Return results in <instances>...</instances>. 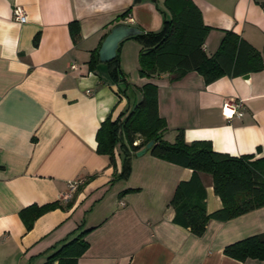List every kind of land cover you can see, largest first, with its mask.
<instances>
[{
	"label": "crops",
	"instance_id": "0c3cea01",
	"mask_svg": "<svg viewBox=\"0 0 264 264\" xmlns=\"http://www.w3.org/2000/svg\"><path fill=\"white\" fill-rule=\"evenodd\" d=\"M164 1L0 0V264H44L63 240L83 231L88 245L76 264H264L223 253L227 244L264 232V206L225 221L211 219L197 236L172 221L168 205L191 169L148 149L124 156L116 146L113 161L96 152L100 123L130 110L141 98L139 88L152 82L166 141L181 130L186 142L206 140L216 152L264 156V67L209 83L196 71L177 79L169 72L141 77L142 44L130 36L118 45L127 85L110 79L106 62L88 68L114 25L160 31L170 16ZM190 1L209 28L207 55L231 30L259 51L264 65V0ZM16 6L23 23L12 18ZM234 98L242 100L243 113L228 120L223 105ZM199 177L206 212L212 213L222 202L211 175ZM78 179L82 183L64 200L68 181ZM54 202L26 228L20 211Z\"/></svg>",
	"mask_w": 264,
	"mask_h": 264
},
{
	"label": "trees",
	"instance_id": "16d2710c",
	"mask_svg": "<svg viewBox=\"0 0 264 264\" xmlns=\"http://www.w3.org/2000/svg\"><path fill=\"white\" fill-rule=\"evenodd\" d=\"M170 16L164 18L158 32L133 35L142 44L138 55L141 77H152L169 72L177 79L189 71H196L206 83L221 75L240 76L263 69L262 57L255 48L231 30H225L217 50L212 55L204 52L203 44L209 28L203 24L199 9L190 0H165ZM264 7V2L262 3ZM73 37L78 33L75 23L70 24ZM97 51L91 53L88 68L97 64ZM110 79L125 82L120 68L118 48L116 56L106 62ZM139 91L140 100L127 112L111 120L108 116L96 131V152L109 156L113 161L114 150L119 146L124 156L152 144L148 151L153 156L191 169L188 180L177 183L168 205L174 215L172 221L187 228L194 235H201L209 220L225 221L250 210L264 206V156H231L216 152L209 141L186 142L182 131L177 130L173 142L162 137L165 120L158 114V88L152 82L144 83ZM140 139L137 145L133 141ZM212 177V187L219 196L222 207L206 212V190L199 173ZM57 206V203L28 206L20 211L27 229L34 219ZM85 231L61 245L48 256L44 264H76L77 258L87 248ZM223 253L233 259L264 260V232L227 244Z\"/></svg>",
	"mask_w": 264,
	"mask_h": 264
},
{
	"label": "water",
	"instance_id": "95a60500",
	"mask_svg": "<svg viewBox=\"0 0 264 264\" xmlns=\"http://www.w3.org/2000/svg\"><path fill=\"white\" fill-rule=\"evenodd\" d=\"M140 30L134 26L124 23L114 25L102 40L100 47L95 56L96 61L108 62L116 56V51L119 43L130 36L139 34ZM248 74L245 75V77ZM152 141H149L144 147L139 149L136 154L142 155L147 149L150 148Z\"/></svg>",
	"mask_w": 264,
	"mask_h": 264
},
{
	"label": "built area",
	"instance_id": "2783aa9c",
	"mask_svg": "<svg viewBox=\"0 0 264 264\" xmlns=\"http://www.w3.org/2000/svg\"><path fill=\"white\" fill-rule=\"evenodd\" d=\"M12 18L17 21V22H25V16L24 13L22 11V9L18 6L13 7L12 9ZM125 21L126 22H131L132 21V17L130 14H126L125 16ZM71 67H74V65H71ZM242 107H243V102L241 99L239 98H234V99H230L225 101L223 108L227 114V119L231 120L234 117L239 118L240 116H242ZM139 143V141L136 139L135 141H133V145H137ZM82 183V180L78 179V180H73V181H68L67 183V190L66 192L63 194V199L64 200H70L74 194V192L77 190L78 186ZM2 237H0V241H1Z\"/></svg>",
	"mask_w": 264,
	"mask_h": 264
},
{
	"label": "rangeland",
	"instance_id": "374dc122",
	"mask_svg": "<svg viewBox=\"0 0 264 264\" xmlns=\"http://www.w3.org/2000/svg\"><path fill=\"white\" fill-rule=\"evenodd\" d=\"M138 141H140V139H137Z\"/></svg>",
	"mask_w": 264,
	"mask_h": 264
}]
</instances>
